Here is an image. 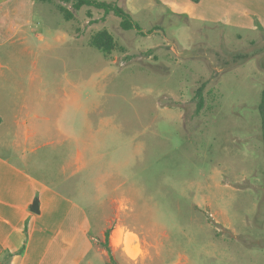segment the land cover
<instances>
[{"label":"rangeland","instance_id":"1","mask_svg":"<svg viewBox=\"0 0 264 264\" xmlns=\"http://www.w3.org/2000/svg\"><path fill=\"white\" fill-rule=\"evenodd\" d=\"M117 1L141 31L62 0L0 14V143L20 142L0 153L28 148L27 170L86 209L109 261L93 264H264V0ZM26 120L50 131L25 145Z\"/></svg>","mask_w":264,"mask_h":264},{"label":"crops","instance_id":"2","mask_svg":"<svg viewBox=\"0 0 264 264\" xmlns=\"http://www.w3.org/2000/svg\"><path fill=\"white\" fill-rule=\"evenodd\" d=\"M160 1L180 15L196 8L193 0ZM21 5L22 0H0V14L23 16L25 12L22 10L12 12ZM18 30V34L24 32L23 25L18 26ZM70 35L64 30L62 38ZM40 37L43 39V36ZM32 116L45 121V125L52 129L50 117L39 113ZM24 125L25 145L37 139L39 133L50 131L40 123L30 125L28 120ZM54 128L67 137L61 124L54 125ZM19 144L14 138L9 143H0V146L11 148ZM27 151L28 148H25L21 159L0 153V264H93L92 252L109 262L108 255L95 247L86 209L31 174L25 159ZM36 198L39 199V212L31 209Z\"/></svg>","mask_w":264,"mask_h":264},{"label":"trees","instance_id":"3","mask_svg":"<svg viewBox=\"0 0 264 264\" xmlns=\"http://www.w3.org/2000/svg\"><path fill=\"white\" fill-rule=\"evenodd\" d=\"M64 2L72 3L73 7L77 10L81 9L83 6H93L99 9H104L106 13L113 12L117 17L121 19V27L124 29H137L141 31V27L137 24L131 14L121 5L118 4L117 1H109V0H62ZM65 9V8H64ZM67 10V9H66ZM68 14L69 11H68ZM91 44L96 48L104 51L105 53L111 52L117 47V41L114 35L107 29L103 28L93 34L91 38ZM199 106L202 105L203 98L201 94V90H199ZM260 112L262 114L263 119V130H264V88L262 91V100L260 103Z\"/></svg>","mask_w":264,"mask_h":264},{"label":"water","instance_id":"4","mask_svg":"<svg viewBox=\"0 0 264 264\" xmlns=\"http://www.w3.org/2000/svg\"><path fill=\"white\" fill-rule=\"evenodd\" d=\"M31 209L35 212H39V199L36 198L31 206Z\"/></svg>","mask_w":264,"mask_h":264}]
</instances>
